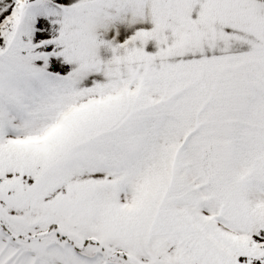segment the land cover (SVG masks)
Returning <instances> with one entry per match:
<instances>
[{
    "label": "snow or ice",
    "instance_id": "1",
    "mask_svg": "<svg viewBox=\"0 0 264 264\" xmlns=\"http://www.w3.org/2000/svg\"><path fill=\"white\" fill-rule=\"evenodd\" d=\"M0 264H264V0H0Z\"/></svg>",
    "mask_w": 264,
    "mask_h": 264
}]
</instances>
